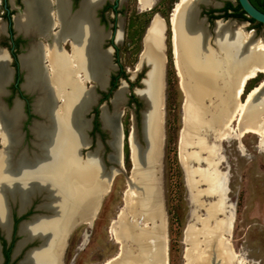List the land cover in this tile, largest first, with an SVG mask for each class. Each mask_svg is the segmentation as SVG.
Here are the masks:
<instances>
[{"label": "bare ground", "instance_id": "obj_1", "mask_svg": "<svg viewBox=\"0 0 264 264\" xmlns=\"http://www.w3.org/2000/svg\"><path fill=\"white\" fill-rule=\"evenodd\" d=\"M54 1L60 25L58 33L51 31L52 0H25V12L16 16V28L20 32L38 33L49 41L46 49L31 44L28 53L22 56L27 69L24 88L39 91L35 110L46 118L32 126L36 136L33 149L17 151L22 140L18 128L22 119L20 99L12 109H7L0 101V225L5 232H10V200H17L23 211L32 198L43 193L46 199L40 207L50 212L36 215L20 227L23 236L20 244L35 236L43 240L40 247L26 254L24 262L27 264H62L66 237L73 225L94 223L100 197L110 191L112 181L111 172L102 165L100 146L83 157L80 153L89 143L84 112L95 101L94 91L85 87L80 74L97 80L99 85H106L109 71L115 68L111 50H103L100 46L103 34L93 15L99 0H85L75 14L70 13L68 0ZM199 2L213 3L212 0H179L170 19L175 65L185 93V131L182 130L181 140L185 148H195L185 151L182 162L192 192L201 183L203 189L192 194V198L205 211L200 215L194 213L195 222L186 230L189 247L185 264H249L230 240L234 216L228 210L220 185L219 155L222 142L229 136L241 138L246 133H256L264 138V106L261 103L264 101V79L250 91L246 90L251 80L264 74V41L247 31L245 22L233 25V22L220 20L215 44L210 45L207 27L196 14ZM154 3V0H140L144 10L152 8ZM166 31L165 20L157 15L144 41L145 59L152 68L145 87L138 90L146 104L142 114L143 140L138 142L134 126V136L131 134L129 139L134 164L132 180L114 232L119 243L125 245L124 240L129 239L134 245L123 247L119 256L104 264H169L157 176L163 141ZM64 36L72 37L71 54L59 47V39ZM118 40L122 41V31H119ZM1 49L0 95H3L9 71L6 54ZM44 58L49 62V70L42 62ZM126 92L123 83L113 100L114 113L106 110L102 113L105 126L114 135V149L110 155L113 162H119L120 131L116 126V114ZM244 94L246 100L242 99ZM255 96L250 109L249 102ZM57 98L61 102L59 105ZM258 112L262 114L260 117ZM235 120L238 127L234 132L232 123ZM210 136L216 139L215 143L209 142ZM194 162L199 167L192 168ZM203 163L207 166L201 167ZM197 196L214 200L197 202ZM130 216L145 217L154 221V225L149 231L135 233L136 225L132 227L127 220Z\"/></svg>", "mask_w": 264, "mask_h": 264}, {"label": "rangeland", "instance_id": "obj_2", "mask_svg": "<svg viewBox=\"0 0 264 264\" xmlns=\"http://www.w3.org/2000/svg\"><path fill=\"white\" fill-rule=\"evenodd\" d=\"M178 1L156 0L152 9L146 10L141 8L137 0L125 3L124 12L120 14L124 36L122 33L123 40L118 44L117 50L119 65L123 67V70L115 71L119 75L115 85L109 91L110 98L113 91L118 88L120 79L126 80L130 84L128 93H132V95H135L133 92L135 87H141L140 81L148 68L144 66L135 79H131V76L144 49V36L148 32L151 20L156 14L160 15L167 26L164 50L166 66L161 189L164 200L169 264L186 263L185 253L189 247L186 230L190 223L195 222L194 213L196 215L205 213L204 209L198 203H194L192 198V194H197L198 190L203 189L200 188L201 183L197 185V190L192 192L182 162L185 151L191 152L195 148H185L183 140H181L185 131V93L175 65L172 28H170V19ZM212 2V5L202 6L204 12L213 9L217 2L223 5L227 2L237 4V0H213ZM203 14L208 16L211 26L217 19L229 18L228 16L224 17V13L215 14L218 16L214 17L209 13ZM231 17L238 20L237 25L245 21L247 31L253 34L255 32V37L264 41V24H259L256 21L251 22L244 17ZM109 19L111 22L114 20L112 17ZM114 62H117L116 59ZM263 79L264 74H261L251 80L246 88L247 92L258 86ZM135 97L130 99L131 103L122 106L121 122L125 134L124 164L127 173L120 172L115 176L110 191L102 199L94 223L92 225L83 224L72 231L64 256L65 264H104L120 252L121 243L115 237L113 225L119 220L120 213L126 205L124 198L128 188L127 174H130L133 166L129 136L131 134L134 136V126L136 125L139 130L138 134L141 135L140 110L144 106L142 100L138 96ZM242 99L246 100V94L242 96ZM132 104L136 105V109ZM232 126L235 132L238 127L237 120L232 123ZM91 135L94 137L96 133L92 134L91 132ZM215 140L213 136L209 137V142L215 143ZM107 149L109 150V148ZM219 157L222 193L230 214L234 216V228L230 240L237 253L242 254L249 264H264V138L256 133H246L241 138L229 136L221 144ZM191 166L192 168L199 167L197 162L192 163ZM206 166L203 163L201 167ZM202 185L204 184L202 183ZM206 197L197 196V202L214 200V198ZM16 211L14 208V214Z\"/></svg>", "mask_w": 264, "mask_h": 264}, {"label": "flooded vegetation", "instance_id": "obj_3", "mask_svg": "<svg viewBox=\"0 0 264 264\" xmlns=\"http://www.w3.org/2000/svg\"><path fill=\"white\" fill-rule=\"evenodd\" d=\"M69 1V11L70 13L75 14L80 8L82 3L85 0H68ZM131 0H99L97 5L93 10L94 19L97 27H99L102 31L103 37L100 41V46L103 50H107L110 47L114 48L113 53V62L116 59L117 62H114L118 68H116L110 75V85L107 89L98 88V92L100 94L99 102L96 107L88 114V117H91L94 114L93 118V129L90 131V136L92 138V143L89 149H93L96 146L98 141V136L101 138V141L106 144L107 134L102 130L101 122H100V107L103 104H106L109 110L113 109L112 98L116 90L113 91L112 96L109 98V91L113 85L116 83V79L119 74H116L115 71L120 69L123 70V67L119 65V60L117 58V50L118 44L122 41L118 40L119 31H122L123 36V26L120 22L121 13L124 12L125 3ZM156 2V0H154ZM52 19L53 26L51 31L55 34L60 30V25L58 23V18L55 11V1L52 0ZM140 5V0H137ZM229 2L225 3L220 9H210L206 10L203 13H209L212 17L218 16L215 15L216 12L219 13H234L235 11L232 9H226V6ZM232 3V2H231ZM155 5V3H154ZM153 5V6H154ZM141 6V5H140ZM152 6V7H153ZM26 8L25 0H0V27H3V30L0 31V49L5 52L7 57V68L9 71V79L3 85V95H0V101L5 105L7 109H12L16 100L23 102L22 112L25 113L26 119L24 120V124L22 125V132L25 134V139L23 141V147L30 146V139L32 137L30 131V124L34 117H36L32 110V103L34 99V95L32 92L34 91H26L24 88V82L26 81L27 69L23 66L22 56L25 53H28L30 46L36 44L40 45V47H44L46 49L49 44L48 39L45 36L40 34H25L20 32L16 28V16L24 13ZM152 9V8H150ZM96 15V16H95ZM221 15V14H219ZM109 17L114 18L113 22L109 19ZM225 17V16H224ZM230 17V16H228ZM57 24V25H56ZM53 29V30H52ZM67 40V41H66ZM123 40V39H122ZM47 43V45H46ZM32 44V45H31ZM59 47L66 53L71 54L72 52V37L64 36L59 39ZM63 44V45H62ZM43 64H47L48 60L44 58L42 60ZM26 73V74H25ZM81 78H83V73L80 74ZM109 77V76H108ZM121 81V79H120ZM93 81L87 83V86L93 84ZM120 85V84H119ZM119 87V86H118ZM5 90V91H4ZM134 92V91H133ZM135 94V93H134ZM132 93H128L127 102L131 103V98H136ZM140 99V98H139ZM141 100V99H140ZM143 102V100H142ZM133 105V104H132ZM144 105V102H143ZM124 106V105H123ZM136 109V105H133ZM144 107V106H143ZM143 109V108H142ZM141 109V110H142ZM140 110V116H141ZM123 115V114H122ZM141 124V118H140ZM123 125V124H122ZM91 132L96 133V136H92ZM2 141V140H1ZM0 141V148L1 146ZM107 148V147H106ZM41 202V197L35 199L31 209L22 217H19L14 214V219L11 220V228L9 235L2 231L0 228V264H27L24 262V258L26 254L33 248L39 245L38 241H25L23 244H20V241L23 239V236L19 235V225L23 218H27L30 214L36 212L34 210L35 206ZM68 247L65 246V251H63L62 262L65 264L64 256L66 254V250Z\"/></svg>", "mask_w": 264, "mask_h": 264}, {"label": "water", "instance_id": "obj_4", "mask_svg": "<svg viewBox=\"0 0 264 264\" xmlns=\"http://www.w3.org/2000/svg\"><path fill=\"white\" fill-rule=\"evenodd\" d=\"M237 3H239L241 5L242 10L246 13L247 17L253 18L256 22H259V23L264 24V11L260 10L251 0H237ZM203 5L204 6H209V5H212V3H202V2H199L198 3V13H196V14H197V17L199 19L203 20L204 24L207 27V31L209 32V35H210V40H209L210 45H214L215 44L214 43V38L216 36V29L218 27V22L220 20H222V22L224 21L225 23L233 22L231 24L235 25V24H237L238 20L234 19L231 16L229 18H220V19L215 20L214 24L211 26V23L209 21L208 16H206L205 14H203V7H202ZM222 6H223V4L220 3V2H218V3L214 4V7L213 8L219 9ZM215 14H221V13L216 12ZM157 15L158 14H156L155 16H157ZM155 16L153 17V19L155 18ZM153 19L151 20V22L153 21ZM165 24H166V22H165ZM245 29H246V27H245ZM147 31H148V29H147ZM254 34H255V32H254ZM146 35H147V32H146V34L144 36V41H145ZM165 38H166V36H165ZM164 46H165V40H164ZM109 49L111 50V61H112L113 66H115V68H113L112 70L109 71V73H108V76L109 77L107 78L106 85H99V83L97 82V80H95L93 78H85V76H83V78H82V79H84V85H85V87L87 89H92L94 91V93H95V101L84 112V118L87 120V123H88L87 130H86V137L88 138L89 143L87 144L86 147L81 148L80 153H81V155L83 157L84 155H86L88 153V151L95 150L98 146H100V148H101L100 150H101V162H102V165L105 167V169H107L108 171L111 172L112 181L109 184L111 186V184L113 183V180H114L115 176L118 173H120V172L127 173L126 167H125V164H124V139H125V134H124L123 125H122V122H121V116L123 114L122 106L125 105V103L127 102V96H128V91H129L130 84L126 80L121 79L120 85L118 87V89L121 88V85L123 83H125L126 88H127V92L125 94V99L122 102V104L120 105V107L118 108V111L119 112L116 114V126L118 127V130L120 131L119 149H118L119 150V162H113L110 159V155H111V153H113V149H114V147L112 145V140H113V136L114 135H113L112 131L105 126V124L103 122V119H102V113H103L104 110H106L109 113H114V111L116 110V108L114 106V101L113 100L115 98V95H116V92L118 91V89L115 91L114 96H113V98L111 100L112 101V105H113V109L112 110H109V108L107 107L106 104H103L100 107V111H101L100 112L101 127H102V130L104 132H106V134H107L106 144H104L101 141V138L98 136V141L96 143V146L93 149H91V150L89 149V147H90V145L92 143V138L90 136V131L93 129V118H94V114L91 117H88V114L95 108V106L99 102L100 94L98 92V88H100L102 90L107 89V87L110 85V75H111V73L116 68H118V66L113 62V53H114L115 50H114L113 47H110ZM144 54H145V48L143 49V51H142V53L140 55V60H139V62L137 64V66H136V69H135L134 73L131 76V79H135L136 76L138 75V73L143 69L144 66H146L148 68L147 71L145 72V76L140 81L141 87H135L133 89L134 93L141 100H143V102H144V107L141 110V124H140V133H141V135L138 134V131L139 130H138L137 125L135 126V128H136V131H135L136 137L138 138V142H140V143L143 140V138H142V114H143V110H144L146 104H145V101H144L143 97L138 93V90L143 89L145 87V85H146V78H147V76L149 74L150 68H152V66H150V63L145 59V55ZM163 55H164V58L166 59V55H165L164 51H163ZM48 64H49V62L47 64H45V66L49 70L50 67L48 66ZM165 64L166 63H164L163 100H164V88H165V66H166ZM90 81H93L94 83L91 84V85H89V86H87V83L90 82ZM32 94L34 95V99H33V103H32V108H33L32 112H33V114L36 117L33 118L32 122H31V124L29 126L30 131H31V135H32V137L30 139L31 145L30 146L28 145V146L23 147V141L25 139V134L22 132V125L24 124V120L26 119V115H25V113L22 112V119H21L20 124L18 126L19 131H20L21 136H22V140H21L20 146L18 147L17 151L23 150L25 148L30 149V150L33 149V147L35 146L34 145V141L36 140V136L33 133L32 126L36 122H42V121H45L46 120V118L42 114L38 113L35 110V102H36L37 97L39 95V91L36 90V91L32 92ZM257 96H259V94H257ZM257 96H255L254 99L249 102V105H248L249 107L248 108H250V109L252 108L251 106H252L253 102H255V99L257 98ZM20 103L22 104V102H20ZM60 103H61L60 102V99L57 98L56 104L59 105ZM261 103L264 106V101L261 100ZM258 114H259L258 117H260L262 115L259 112H258ZM129 139H130V136H129ZM161 145L163 146V142L161 143ZM162 146H161V151H162ZM106 147L109 148V150ZM0 149H2V148H0ZM131 159H132V157H131ZM161 159H162V153H161V156H160V159H159L160 160L159 161V168H158L159 175H157V176H159V178H160V181H159V188H160V191H159V199H160V201L162 203V206H163V213H164L163 235L166 238V219H165V212H164V200H163L162 189H161ZM132 163H133V161H132ZM133 168H134V164L132 166V169L130 171V174H127V183H128L127 190L129 189V182H131V180H132L131 179L132 178V175L131 174H132ZM110 189H111V187L109 188V190ZM104 195H106V192L100 197V206H101L102 199H103ZM38 197H41V202L38 203L35 206L34 210L36 212L30 214L29 216H27V218H23L22 221L20 222V225H19V235H21V236H22V234L20 232V227H21V225L24 222L31 221L34 218V216H36V215H46V214H49L50 213L48 210L46 211V209L40 207L42 205V203L45 202V199L46 198L43 195V193H39L37 196H35L34 198H32V200L30 201L28 207L25 208L23 211L20 210L19 202L17 200L16 201H13V200H10L9 201V205L8 206H9L10 217H11V220H13L14 219V212H13L14 208H16V210H17L16 211L17 212V215L19 217H22L23 215H25L31 209V207H32L35 199L38 198ZM98 211H99V208L96 211V213H98ZM121 213H120V216H121ZM96 216H97V214L94 216V219L93 220H95ZM120 218H119V220L116 223H114L113 228H115V229L117 228V226H118L117 223L120 222ZM127 220L130 222V225L132 227H134V225H136V227L134 228V232L135 233L145 232L146 230L149 231L150 228H152L153 225H154V221H152V220H146L145 217L130 216L129 219H127ZM88 221H90V220H88ZM80 224H81V222H77V223H75L73 225L70 233L66 237V240H67L66 241V245H67L68 239L70 237V234ZM0 228L2 229L1 225H0ZM2 231L5 232L3 229H2ZM5 233L7 235H9V233H7V232H5ZM115 237L117 239V236L116 235H115ZM28 241H38L39 242V245L36 246L35 248L40 247L42 245V243H43V240H42V238L40 236L32 237ZM131 242L132 241L129 240V239L124 240L125 245H123V243H121L120 252H119V254L117 256H119L122 253L123 247H125L127 245L128 246L129 245L130 246H133L134 244H132ZM35 248H33V249H35ZM62 264H63V262H62Z\"/></svg>", "mask_w": 264, "mask_h": 264}, {"label": "trees", "instance_id": "obj_5", "mask_svg": "<svg viewBox=\"0 0 264 264\" xmlns=\"http://www.w3.org/2000/svg\"><path fill=\"white\" fill-rule=\"evenodd\" d=\"M260 10L264 11V0H251ZM226 9H232L234 13H226L224 16H239L244 17L251 22H255L253 18L247 17L246 13L242 10V7L239 3L234 5L233 3L229 2L226 6ZM262 24V23H259Z\"/></svg>", "mask_w": 264, "mask_h": 264}]
</instances>
